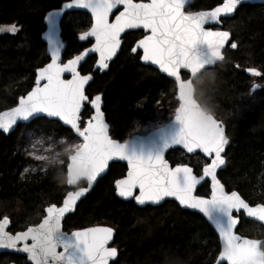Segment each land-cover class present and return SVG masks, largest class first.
<instances>
[{
  "label": "trees",
  "instance_id": "1",
  "mask_svg": "<svg viewBox=\"0 0 264 264\" xmlns=\"http://www.w3.org/2000/svg\"><path fill=\"white\" fill-rule=\"evenodd\" d=\"M67 1L0 0V26L15 24L19 29L15 34H0V112L14 107L32 89L36 70L49 62L41 38L44 17ZM222 2L195 0L188 10H208ZM223 24L231 33V44L236 43L237 47L233 49L230 44L223 62L205 70L202 78L194 81L195 97L224 123L230 139L226 167L218 174L220 181L228 192L237 191L250 205L264 204V5H243L234 18ZM90 25L87 14L66 15L62 23V37L67 43L64 60L89 45L80 43L78 34ZM141 36L140 32L126 34L121 53L109 71L95 73L87 90L90 98L103 95L111 135L120 141L129 138L134 121L153 119L159 106L177 107L175 83L143 66L139 54H131ZM95 62V57L89 58L82 73H92ZM247 69H256L262 75L249 76ZM182 76L186 78L185 74ZM256 83L261 87L252 93ZM91 113L86 107L83 119ZM27 128L41 136L71 135L60 123L44 118L19 126L9 136L0 132V219H10L11 234L38 225L44 209L50 204L61 205L68 192L66 163L50 167L43 175L22 174L25 159L19 146ZM167 160L172 166L188 164L196 174L207 163L200 155L189 157L181 150L171 151ZM126 171L125 165L112 164L75 213L66 218L64 231L71 233L97 225L114 228V247L119 256L112 264H215L220 252L218 237L199 214L182 210L174 202L139 208L132 201L116 197L114 183ZM209 193L208 182L197 190L199 196ZM237 232L243 237L264 239V228L245 218ZM11 262L26 264L21 256L0 255V264Z\"/></svg>",
  "mask_w": 264,
  "mask_h": 264
},
{
  "label": "snow or ice",
  "instance_id": "2",
  "mask_svg": "<svg viewBox=\"0 0 264 264\" xmlns=\"http://www.w3.org/2000/svg\"><path fill=\"white\" fill-rule=\"evenodd\" d=\"M242 2L223 0L221 6L197 13L185 11L191 0H149L147 3L143 0H71L64 5L65 8H83L91 12L95 23L81 34L80 39L95 38L92 51L99 53L100 68L108 67L107 61L120 46L121 33L126 29L141 28L148 34L131 51L142 50L140 59L158 66L160 71L174 78L179 102L174 119L159 124L143 139L127 142L109 136L101 110L102 97L90 98L85 94V85L92 77L81 75L77 65L87 53L67 63L59 62L60 46L54 36L60 13L48 14L52 61L37 70L35 86L19 99L18 106L0 112V130L7 133L18 120L27 121L39 113L58 118L82 139L65 149L68 154L66 183L78 185L86 181L87 186L68 191L61 206H47L46 215L37 226L15 235L6 231L9 220L4 217L0 221V249L27 253L32 264H109V260L117 256V249L108 246L114 234L112 228L91 227L68 234L62 230V221L105 172L109 161L116 158L128 164L126 176L115 181L119 196L134 199L141 205L172 197L181 206L198 209L223 240L219 260L227 264H264V241L236 235L233 228L237 219L232 214L234 209H243L249 217L264 221V204L252 207L237 192L224 191L217 179V169L225 164L222 153L228 138L222 122L194 96V81L202 78L208 66L224 59L222 49L230 37L227 31L206 30L205 23L219 22L222 14L235 12ZM121 6L123 10H119ZM114 9L118 14L110 22ZM18 30L15 24L0 26V32L15 34ZM230 46L235 49L237 44ZM248 71L254 76L262 75L255 69ZM182 72L186 78H182ZM64 73H71L72 78L64 79ZM259 87L261 85L253 84L251 91ZM86 106L94 109V114L84 120L82 110ZM174 145H181L188 153H203L211 160L199 174H194L193 168L187 165L173 167L164 158V152ZM30 155L48 164H64L63 160L35 153ZM41 171H47V168L43 167ZM205 177L212 181L210 199L195 194L197 185Z\"/></svg>",
  "mask_w": 264,
  "mask_h": 264
},
{
  "label": "water",
  "instance_id": "3",
  "mask_svg": "<svg viewBox=\"0 0 264 264\" xmlns=\"http://www.w3.org/2000/svg\"><path fill=\"white\" fill-rule=\"evenodd\" d=\"M194 1H195V0H191V5L194 3ZM70 2H71V0H69V1H67V2H64V3L61 4V6H60L59 8H57V9H53V10H51V11H49V12L46 13V15H45V17H44L45 30H44V32L42 33L41 38H42L43 43L46 45V55H47V57L49 58V62H48V63H51V61H52V47H51L50 44H49V25H48L47 17H48V14H49L50 12H59L60 15L57 17V27H56V32H55V36H54V39H55L56 41L59 42V46H60V47H59V62H61V63H67L69 60L74 59L76 56H78V55H82V54L85 53V52L87 53L86 55L83 56V59H82V60L79 62V64L77 65V71H78L81 75H90V76L92 77V79L89 80L88 83L85 85V94L87 95V90H88L89 86L92 84V82L94 81V74L97 73V72H99L100 74L107 73V72L109 71L110 65H111V64L117 59V57L120 55V53H121V49H122L123 44H124V37L126 36V34H128V33H130V32H137V31H142L145 35H147L148 33H147L145 30L141 29V28L126 29V30H125L123 33H121V35H120V46H119V48L117 49L115 55H114L110 60L107 61V63H108V67L102 69V68H100V66H99V53H96V52L92 51V49H93L94 46H95V38L89 36L87 39H84V40L80 39V36H81L82 33L87 32V31H89V30L91 29L92 25L95 23L94 18L92 17L91 12H90L89 10H87V9L76 8V7H73V8H65L64 5L67 4V3H70ZM134 2H135V1H134ZM138 2H141V0L138 1ZM143 2L147 3V2H149V0H143ZM222 3H223V2H222ZM222 3H221L220 5H217V6L213 7L212 9H208V10H200V11H211V10H213L214 8L221 6ZM191 5H190V6H189V5H186V6H185V11H186V12H188V9L191 7ZM243 5H264V0H243V2L238 6V8L236 9L235 12H233V13H231V14H222L221 17L219 18V22H207V23H205L204 28H205L206 30H210V31H227V32H229L228 30H225V29H224L223 21H224V20H230V19L234 18L235 15H236V13H237L238 10L240 9V7L243 6ZM119 10H123V9H122V6H121V8H120ZM200 11H197V12H200ZM197 12H192V13H197ZM73 13H84V14H87V15L90 17V19H91V26L89 27L88 30H86V31H84V32H82V33H80V34L78 35V40H79L80 43H86V42L90 41L91 44H90L88 47H86L84 50H82L80 53H78V54L74 55L73 57H71L70 59H68V60H64V54H65V50H66V48H67V43L63 40V37H62V23H63V20H64V18L66 17L67 14H73ZM115 14H118V11H117L116 9L113 10V16H110V22H112V20L114 19V15H115ZM229 34H230L229 40L225 43L224 48L222 49V54H223V55H224L225 50L228 48L229 44L232 42V36H231V33L229 32ZM140 40H141V39H140ZM138 42H139V41H137L136 44H135L133 47H135V46L138 44ZM138 53H141V56H142V50H140V49H138V51H137L136 53H133V52L131 51V54H132V55H135V54H138ZM91 57H95V58H96V62H95L94 67H93V72H92V73H88V74H83V73L81 72V68H82L83 65L86 63V61H87L89 58H91ZM224 57H225V56H224ZM223 60H224V59H223ZM223 60H222V61H217V62L215 63V65L208 66L207 69L214 68L217 64H221V63L223 62ZM48 63H47V64H48ZM140 63H141L143 66L151 67V68L155 69V70L158 71L161 75L165 76L166 78H168V79H170V80H172V81L174 82V78L169 77L166 73H163L162 71H160V70L158 69V66H156V65H151L150 63L145 62V61H143L142 59H140ZM47 64H46V65H47ZM46 65H44V66H46ZM44 66H43V67H44ZM39 69H40V68H39ZM207 69H205V70H207ZM37 70H38V69H37ZM37 70H36V72H35V81H36V78H37ZM205 70H204V71H205ZM255 70H256V69H255ZM256 71H257V70H256ZM182 74H184V73L182 72ZM246 74L249 75V76H254V75L251 74V72L248 71V69L246 70ZM257 77H259V76H257ZM63 78H64V79H71V78H72V77H71V73H64V77H63ZM182 78H183V77H182ZM174 83H175V82H174ZM34 86H35V82H34ZM34 86H33V87H34ZM33 87H32V89H33ZM175 87H176L175 101H176V103H177V107H178L179 102H178V100H177V85H176V83H175ZM32 89H31V90H32ZM31 90H30V91H31ZM256 90H257V88L255 89V91H256ZM30 91H29V92H30ZM255 91H252V93L255 92ZM29 92H28V93H29ZM28 93H27V94H28ZM27 94H25L24 96H26ZM195 94H196V90H195L194 96H195ZM98 95H100V96L102 97L101 110L104 112V110H103V109H104L103 95H102V94H98ZM24 96H21V97H24ZM21 97H20V98H21ZM94 97H95V96H94ZM94 97H93V98H94ZM20 98H19V99H20ZM195 98H196V97H195ZM19 99H18V101H17V104H16L14 107L18 106V104H19ZM197 101H198V100H197ZM198 102H199V101H198ZM14 107H12V108H14ZM86 107H89V109H90L91 112H92L91 115H93V114H94V109H92L90 106H86ZM86 107H85V108H86ZM177 107H176V108H177ZM12 108H10V109H12ZM10 109L3 110V111H1V112H5V111H8V110H10ZM84 111H85V109L82 110V115H83ZM91 115H90V116H91ZM174 115H175V112H174ZM213 115H214V114H213ZM214 116H215V115H214ZM41 118L47 119V120H49V121H55V122L60 123L64 128H66L67 130H69V131L75 136V133H74L73 131L70 130V128H69L68 125H64L63 122L60 121V120H59L58 118H56V117H48L46 114H43V113L35 114L33 117H30L29 120H27V121L18 120L17 123H16L15 125H13V127H12L7 133H5L3 130H0V132L3 133L5 136H9L11 133H13L14 131H16L17 128H18L19 126L30 125L31 123H33V122L36 121L37 119H41ZM82 118H83V116H82ZM215 118H217V117L215 116ZM104 119H105V123L108 125V133H109V136H110L112 139L117 140V139L113 138L112 135H111V126H110V124L108 123V121H107V119H106L105 112H104ZM172 119H174V116L172 117ZM217 119H218V118H217ZM85 120H86V119H85ZM218 120H219V119H218ZM219 121H221V120H219ZM221 122H222V121H221ZM167 123H169V121H168ZM167 123H165V124H167ZM222 124H223V127H224V129H225V135L227 136L226 127H225V125H224L223 122H222ZM154 130H155V129H154ZM154 130H152V131H154ZM150 132H151V131H150ZM150 132H148V133L145 134V135H140V134L133 135V136L129 137L127 140H125V141H120V140H118V141H119V142H127L129 139H137V138L143 139L144 137H147V136L149 135ZM75 137H76V136H75ZM227 138H228V136H227ZM78 139L82 142V139H81V138H78ZM229 146H230V139L228 138V144L225 145L224 152L222 153V156H223V158L225 159V164L222 165L220 168L217 169V179H218L219 181H220V179H219V177H218V174H219L222 170H224L225 167H226V153H227V150H228ZM176 150H181L185 155H187V156H189V157L196 156V155H200L204 160L207 161V163L210 162V160H211L210 157H206L203 153H199V152H196V153H188V152L186 151V149H184L181 145H174V146L168 148V149L164 152V158L167 160V155H168L171 151H176ZM167 161H168V160H167ZM114 163H120V164H122V165H125L126 168H127V171H126V174H127V172H128V164H127V161H125V160H119V159H116V158H114L113 160H110L109 163H108V167L106 168L105 172L102 173L100 177H98L97 181L94 183V185L92 186V188H91L87 193H85V194L80 198L79 201H77V204H76L74 210L68 212V213L65 215V217H64V219H63V221H62V230H63V231H64V221L66 220V218L69 217L70 215H73V214L75 213V211H76L78 205H79V204H80V203H81V202H82V201H83V200H84V199H85V198H86V197H87V196L93 191V189L96 187L98 181H99L101 178L105 177V176L109 173L110 166H111L112 164H114ZM168 163L171 165V163H170L169 161H168ZM178 165H187V166L193 168L192 166H190V165H188V164H178ZM171 166H172V165H171ZM174 166H176V165H174ZM174 166H173V167H174ZM204 166H205V165H204ZM204 166H203V167H204ZM203 167H202V168H203ZM66 169H67V165H66ZM193 172H194V174H196L194 168H193ZM201 172H202V169H201ZM126 174H125V176H126ZM125 176H124V177H125ZM124 177H123V178H124ZM120 179H122V178H120ZM118 180H119V179H118ZM116 181H117V180H116ZM206 182L209 183L210 193H209L208 196H200V197H203V198H205V199H210V198H211V192H212V181H211V178H210V177H205V178L201 181V183L197 185L195 194L197 195V190H198V189H199L204 183H206ZM220 183L223 185V183H222L221 181H220ZM81 184H85L84 187L87 186V182H86V181H81L80 184H78V185H68V184L66 183V187H67L68 191H76V190H78L79 188H81V187H80ZM223 187H224V191H225V192H228L227 189H226V187H225L224 185H223ZM114 190H115V195H116V197H117L118 199H120L121 201H124V202L132 201V202H133L137 207H139V208H145V207H148V206H150V207H158V206L163 205V204L166 203V202H174V203H176V204L178 205V207L181 208L182 210H185V211H189V212H192V213L199 214V215H200V216L206 221V223L212 228V230L214 231V233H215L216 236L218 237V241H219V245H220V252L223 250V240H222V238L220 237L219 232L215 229V226H214V225H213V224L207 219V217H205L201 212H199L198 209H189V208H186V207H184V206H181V205H179V202L176 201V200H175L174 198H172V197H167V198H165L164 200L160 201L159 203H151V202H148V203H145V204L141 205V204H138L134 199H131V198H127V199H126V198H124V197L119 196L118 193H117V191H116V188H115V183H114ZM231 192H233V191H231ZM231 192H228V193H231ZM235 192H237V191H235ZM237 193H238V192H237ZM238 194H239V193H238ZM239 195H240V194H239ZM198 196H199V195H198ZM240 196H241V195H240ZM64 198H65V197H64ZM241 198H242V196H241ZM242 199H243V198H242ZM244 200H245V199H244ZM62 202H63V201H62ZM245 202L248 203L246 200H245ZM248 204H249V203H248ZM61 205H62V204H61ZM61 205H59V206H61ZM256 205H258V204H256ZM256 205H250V204H249V206H252V207H254V206H256ZM57 206H58V205H57ZM46 208H47V207H46ZM46 208H45V209H46ZM45 209H44V216L46 215ZM232 214H233L234 218L237 219V223H236V225L234 226L233 231H234V233H235L236 235H238V236H241V235L237 232V231H238V228H239V225H240V223H241V220H240V217H239L240 214H243L244 218H245L247 221H251V222L257 223L258 225H261L262 227H264V221H259V220H257L255 217H249V216L247 215V213L245 212V210H243V209H240V210H238V211L234 209ZM7 218H8V217H7ZM2 219H3V218H2ZM2 219H0V221H2ZM42 219H43V218H42ZM42 219H41V221H42ZM8 220H9V224H8L7 227H6V231H8V232L10 233L11 222H10V219H9V218H8ZM41 221H40V222H41ZM35 226H37V225H35ZM35 226H30V227H35ZM93 227H110V226L97 225V226H93ZM90 228H91V227H90ZM110 228H112V227H110ZM85 229H86V228H85ZM112 229L114 230V234H113V238H112V240L109 241V245H108L109 247H114V239H115V236H116V230H115L114 228H112ZM25 230H26V229H25ZM25 230H24V231H25ZM82 230H83V229H82ZM75 231H77V230H75ZM20 232H23V231H20ZM64 232L67 233L66 231H64ZM72 232H73V231H72ZM72 232H71V233H72ZM17 233H19V232H17ZM10 234H11V233H10ZM15 234H16V233H15ZM15 234H12V235H15ZM68 234H70V233H68ZM241 237H242V238H248V237H243V236H241ZM248 239H251V238H248ZM261 241H264V240H261ZM29 243H31V241H29ZM18 247H22V245H18ZM58 251H62V249H58ZM220 252H219V254H218V256H217V259H216L215 264H227L226 261H221V260H219ZM2 254H15V255H19V256L24 257V258L26 259V261H27L28 264H32V262H31L30 260L27 259V253H24V252H21V251H17L16 249H0V255H2ZM118 256H119V252H118V250H117V256L114 257V258H111V259L109 260V264H112V263L116 262L117 259H118ZM12 264H14V263H12Z\"/></svg>",
  "mask_w": 264,
  "mask_h": 264
},
{
  "label": "rangeland",
  "instance_id": "4",
  "mask_svg": "<svg viewBox=\"0 0 264 264\" xmlns=\"http://www.w3.org/2000/svg\"><path fill=\"white\" fill-rule=\"evenodd\" d=\"M5 32H0L4 34ZM253 80L256 82V78L253 77ZM258 84V83H256ZM176 106L169 104L166 107L159 106L157 112L153 119H150L146 122L136 120L131 126L129 137L140 134L145 135L148 132L154 130L159 124L167 123L174 116ZM63 140V143L61 142ZM81 142L77 137L72 133L71 135L60 137L54 134L49 135H38L32 128H27L24 133V140L19 146L20 153L25 159V163L22 168V174L24 175H35V174H45L50 167L60 166L61 164H48L46 161H40L33 158L30 153H35L36 155H44L49 157V159H58L63 160L64 164L68 163V154L65 149L73 146L76 143ZM59 153V156L57 154ZM183 157V156H181ZM206 161V160H205ZM207 164V163H205ZM204 164V165H205ZM46 167L47 171H41V168ZM32 168H35L36 171H31ZM25 169H29L28 172H25Z\"/></svg>",
  "mask_w": 264,
  "mask_h": 264
},
{
  "label": "flooded vegetation",
  "instance_id": "5",
  "mask_svg": "<svg viewBox=\"0 0 264 264\" xmlns=\"http://www.w3.org/2000/svg\"><path fill=\"white\" fill-rule=\"evenodd\" d=\"M188 12H189V10H188ZM67 15H68V14H67ZM64 19H65V18H64ZM63 21H64V20H63ZM90 26H91V25H90ZM88 29H89V28H88ZM88 29H86V30H88ZM86 30H84V31H86ZM84 31H81L80 33L84 32ZM137 32L142 33V36H141L140 39H142V38L145 36V34H144L142 31H137ZM80 33H79V34H80ZM79 34H78V35H79ZM140 39H138L137 41H139ZM63 40H64V39H63ZM137 41H136V42H137ZM82 44H89V45H90L91 42L88 41V42H86V43H82ZM135 44H136V43H135ZM135 44H134V45H135ZM230 44H231V43H230ZM230 44H229V45H230ZM89 45H88V46H89ZM88 46H87V47H88ZM132 48H133V47H132ZM131 50H132V49H131ZM65 51H66V50H65ZM138 54L141 56V53H138ZM135 55H136V54H135ZM83 66H84V65H83ZM81 70H82V68H81ZM81 72H82V71H81ZM182 75H183V74H182ZM182 77H183V76H182ZM239 217H240V220H241V221H242V218H244L243 214H240ZM240 224H241V223H240ZM239 226H240V225H239ZM263 228H264V227H263ZM23 231H24V230H23ZM19 232H20V231H19ZM16 233H17V232H16ZM14 234H15V233H14ZM261 240H264V239H261ZM18 256H19V255H18ZM21 257H22V256H21ZM23 258H24V257H23ZM25 261H26V259H25ZM12 263L17 264V263H15V262H11V263H9V264H12ZM23 264H24V263H23ZM26 264H28L27 261H26Z\"/></svg>",
  "mask_w": 264,
  "mask_h": 264
}]
</instances>
